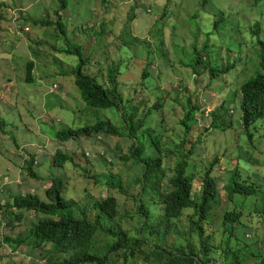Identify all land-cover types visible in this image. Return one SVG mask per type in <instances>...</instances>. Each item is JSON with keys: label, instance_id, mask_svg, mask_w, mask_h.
Returning <instances> with one entry per match:
<instances>
[{"label": "rangeland", "instance_id": "374dc122", "mask_svg": "<svg viewBox=\"0 0 264 264\" xmlns=\"http://www.w3.org/2000/svg\"><path fill=\"white\" fill-rule=\"evenodd\" d=\"M224 1L229 3V13L231 14L228 25L229 43H225L221 48V45L216 47L217 50L222 51L221 53L214 51L212 44L211 58L212 61L215 64H218L219 67H225L227 63L232 62L238 56L241 57L242 62L240 63L238 69H234L216 79H211L209 70L201 63L197 64V67H199L197 77L193 75L194 68L191 66V61L196 55L194 49L197 47V42H191L192 48H189L190 23L181 20V18H185V13L188 12V10L186 8H180L177 4H174L171 7H163L161 9L152 7L151 12H147L146 8H143V6L139 9L141 14L150 16L152 24L154 23L153 25L151 24V35L153 34L154 36L152 39H148L150 43L137 40L138 45L141 47V51L136 48V42H134V39L131 36H129L126 41H123V44H125L128 49L123 50L125 59L119 63L120 72L125 71V64L127 61H130L128 59L130 57L132 58V62H134L136 58H144V62L140 64L135 62L132 67V73L129 75V78L132 81L131 91L128 93L127 88V85L130 86V82H128V84H126L127 82H122L121 88L125 92L130 103L134 104V100H136L135 105H141L140 110L142 114H147L148 108L151 106L148 105V103H153L158 99L163 100L164 106L162 108L156 109L152 113L144 116L148 121V125L155 127L157 132L161 133L163 141L168 140L169 143H174L176 141L180 142L184 138L185 133L187 132H183V126L180 124V119L181 116L185 114V109L192 107L194 104L200 105V110L209 105L211 112L217 113L222 111L221 106L225 105V107H231L234 109V116L239 118L241 115L240 107L242 101L240 88L247 80L262 71L260 66V48L257 44V36L252 34V30H255L254 22L259 20L262 29L260 38L264 40V0ZM45 2L46 0H38V5L32 11L31 26L34 28L35 26H39L33 24L32 20L34 18L51 19L56 21L58 18L62 17L61 12L62 9H64L62 2L59 1V7L55 10H53V7L49 10ZM208 4L213 6L212 10L214 12L219 10V0H215L210 3L208 2ZM220 7H223V5H220ZM177 9H179V12L182 10V12L178 13V15L175 16L173 18L174 20L171 22V19L167 18V16H170L174 10L176 11ZM155 17H157L158 20H155ZM61 19L66 24L63 17ZM191 21H193V18ZM194 25L198 26L199 21L195 20ZM42 26L43 28H41L40 31H37L39 37L33 42L34 47L31 51L34 53L35 49L39 50L37 55L39 60L37 63L38 75L50 78V74H47L45 70L46 65L50 64L47 53L50 57L57 54H59L60 57L63 54L65 57V55L69 54L66 52L69 45L66 40V37H68V29L66 24L67 34L65 35L58 30L55 25ZM46 27L55 29L58 34L57 39H50L47 33L52 31H46ZM159 36H162L163 41H161ZM170 36L173 40H169ZM88 40L90 39H87L88 47L83 44L70 41L72 44L80 46L84 57H87L92 54ZM203 58L208 60V56L206 54H204ZM148 60H152L156 64H159L162 69V76L159 79L160 89L158 88L157 81L156 79L154 80L152 74L146 79V90L143 88V85H140L142 83L141 79H139V74L141 73L143 65H145ZM122 62L124 63L122 64ZM90 63L91 61H89L85 67L89 68ZM90 73L92 75H96L92 72ZM101 75H103L107 80L110 76L107 71L101 73ZM101 83L105 86L109 85L104 79ZM135 88H137V90H135ZM69 103H72V101L70 100ZM127 103L128 101L125 104ZM90 109L97 111L103 110L94 108ZM84 113L87 115L86 122L84 120L82 124H79L78 122L77 125L85 126L92 123L91 120H93V118L87 114V111L84 110ZM107 114L117 126L124 124L122 116L116 108L108 109ZM54 116V123H50L48 127V135L51 139L56 140L55 134L57 130L65 126L62 122L57 121V118L63 117L61 114L54 113ZM216 119L220 122V125H222L221 127L213 128L211 120L201 123L199 126L195 125L194 128H191V131L185 141H183L186 144L187 151L191 148L192 144H196L194 147L195 153L189 157L190 163L188 167L189 173H194L195 175L194 193H196V196L202 191L204 171L210 166L209 163L215 158H218L216 166L222 164L226 167V169L231 170L237 164L236 162L239 155V157H241L240 165L246 169L250 168L252 166L250 156L243 155L241 151H251L252 149L254 158L258 161L257 166H255L253 170L258 172L260 176L264 178V139L262 140V143L253 148L250 146L251 141L248 140V135L246 133H244L242 135V139H240V134L234 126L230 129L222 128L225 124L224 122L226 116L224 118L218 116ZM37 124L39 126L43 125L41 121H38ZM16 125L17 123L15 122H9L8 119H3L2 127L5 126V129L10 133L13 139L18 140L17 134L19 132H17L14 128ZM206 126L210 127L206 130ZM254 126H257L258 130H255ZM254 126L252 127V130L256 131L254 141V143H256L264 136V119L258 120ZM121 136L122 135L112 136L110 139H106L102 136L105 140H100L102 142V146L100 147L94 144L91 139H88L89 143H82L80 140L76 141L77 149H89L93 153L97 152V157L90 159L89 157L87 158L82 155L81 158H77L80 167H73L68 170L71 179L67 188L71 192H64V195L69 199L84 201L88 193H91L95 197H104L112 194L117 197L119 202L118 215L113 218L112 221L114 223H120L121 226L131 235H140L143 233L145 236H148L149 229L143 223L145 219L143 214L140 212L139 207L141 204L149 206L152 214V220H154L159 216V214H161L162 205L159 204L158 195H151L142 191V170L139 163H137L133 158L129 161H125L122 158L123 154L132 153L131 148L134 143H132L133 140L130 137ZM146 138L147 137H145V144L148 148H150V141ZM102 150L105 152L104 156L108 164L102 159ZM179 158L180 156L178 154L171 156L166 153V156L163 157L164 168L169 171L175 166V163L179 160ZM18 170L21 174L19 180L14 185V191L16 193H20L33 190L38 192L42 197L45 195L44 186L47 183L45 179H49V176L52 177L58 173L59 174L57 176H59L63 171L62 169L59 172L58 168L52 167L47 173L48 176H46L44 175L46 174L45 168L38 166L36 170L40 171L44 175L43 179L38 180L31 178L32 176L29 172H26V170H22L19 167ZM109 172L114 173L115 177L120 180L121 188H109L108 190L106 189V185L98 183L94 178L88 177L89 174L106 175ZM214 172H216V170H214ZM224 175H226V173ZM220 193L222 199L219 205L214 208L215 211L214 209L212 210V212L214 211V213H218V217L211 215V219L208 220L206 225L204 224L206 233L211 235V251L209 255L210 264H214L217 260L222 259V255H220L219 252L223 251L226 246V239L229 235L236 231L233 229L234 225L222 223L221 213L224 212L227 207L228 198L223 188H220ZM4 194L5 193L1 192L0 196ZM257 200L258 197H251L248 199L249 207L252 208L250 204L256 202ZM0 204L2 205L0 206V221L6 222L3 219V207H5V204H2L1 202ZM229 204V207L234 208L231 200ZM95 212L98 213V210ZM192 212L193 209H184L182 216L178 219V227L181 231L188 232L190 230L189 215H191ZM15 213V211H12L7 212L5 215L9 218L14 216ZM36 220L37 216L34 211L26 214L23 220L16 223L10 233L13 235L10 236H16L18 233L25 231L28 225ZM249 226L252 228V231L246 233V237L248 238L247 241L251 243L246 246L245 253L240 256L242 259H244V257H252L251 261L248 263L264 264V217L253 218L250 221ZM246 230V226H240L237 230L238 236L242 237ZM104 238H106V236H104ZM104 238L101 236V239H99L98 243H96L98 248H100V246L105 242ZM185 238H189L190 243L192 244V248L187 247L185 252L192 253L193 251H198L200 238L195 234L191 235L188 233L186 237L179 238H172L170 236L166 239L165 243L172 244V248L176 250L179 242L185 243ZM235 238L236 237H233L231 239L230 245L234 248H236V246L240 247L242 244L238 241H234ZM189 239H187V243ZM148 241L150 243L143 247L147 251L150 250V246H153L157 242L156 239H153V237L148 238ZM220 245H222V247H218ZM102 252L106 253L107 248L103 247ZM130 259L131 261L129 264H149L144 257V253L140 251L136 254V256L132 258L129 257V260ZM110 263L125 264L122 258L116 260L114 257L110 259Z\"/></svg>", "mask_w": 264, "mask_h": 264}, {"label": "trees", "instance_id": "16d2710c", "mask_svg": "<svg viewBox=\"0 0 264 264\" xmlns=\"http://www.w3.org/2000/svg\"><path fill=\"white\" fill-rule=\"evenodd\" d=\"M66 3L65 0H60ZM65 1V2H64ZM209 0H203L204 3ZM225 18L219 17L215 20L214 29H218ZM35 25H55L63 34H67L66 24L61 17L56 21L51 19H34ZM255 30L252 34L257 36V43L260 47L261 67L262 71L258 72L254 77L247 80L240 88L242 93L241 108L243 110V120L246 130L264 115V40L260 38L262 31L260 22L254 23ZM69 45L66 52L74 54L78 57L79 63L73 70L76 75V85L80 90L81 97L90 108L94 109H114L121 112L124 124L117 126L110 120L98 119L95 123L77 128H62L56 132V137L61 141L69 140L80 135L91 136L93 134H102L103 136L122 135L126 131L134 145L132 146L131 154H123L122 158L129 161L133 158L139 163L142 170V191L151 195L156 194L159 198V204L162 205V212L157 218L152 220L150 207L141 204L140 212L143 214L145 221L144 225L151 227H161L163 234L166 235L172 226V221H177L183 214L184 209H193L190 218V234H198L200 244L198 251L192 253L185 252V248H192L189 242L187 245L179 243L174 254H169L163 250L152 249L149 253L142 249L140 239L131 235L127 230H117L112 227L105 230L115 236L112 250L127 245L134 246L138 251L144 253V257L149 264H210V238L207 234L203 223L207 219L214 216L212 210L216 208L221 201L220 187L224 181L215 176L214 170L218 163V158L210 162V166L204 171L202 191L196 196L194 193V173H189V157L194 153L196 144H192L187 151L186 144L183 142L187 138L194 123L196 124L194 114L200 109L196 104L185 109V114L181 116L180 124L183 126L184 138L179 142L163 141L161 133L157 132L155 127L148 125L147 114L152 113L156 109L164 106L161 99L155 100L148 108L147 114H142L141 105H135L128 101L124 102L123 95L118 87V74L110 72L109 85L105 86L98 80V77L85 72V65L89 61V57H84L81 47L74 45L66 37ZM219 42L212 41L213 48L218 47ZM212 45L204 43L200 50L194 49L196 55L191 61V66L196 70L198 63L204 64L209 70L211 79H216L223 74L229 73L235 69L238 59L227 63L225 67H219L212 61L211 54ZM219 53V50L213 49ZM204 51V52H203ZM202 53L208 56V60L202 57ZM151 62L148 61L147 66L143 69L142 77H148V66ZM33 62L27 64V81H34L32 75ZM111 68L109 71H112ZM146 102V101H145ZM143 102V103H145ZM147 104V103H146ZM116 113V112H114ZM3 120L0 118V125ZM219 125L217 119L213 125ZM152 127V128H150ZM123 133V134H122ZM148 135V136H147ZM251 135V134H250ZM146 139L150 141V148L145 144ZM168 155L174 156L178 154L179 160L175 166L169 171L163 166V157ZM241 159V157H240ZM67 160H73L71 155L57 150L54 155L55 166L62 167ZM30 174L37 178L38 176L32 169V164L29 165ZM89 178H94L98 183L106 185L108 188H121V182L115 177V174L109 172L106 175L89 174ZM229 179L224 182L223 189L227 193L228 204L222 214V223L234 225L236 231L231 233L226 239V246L223 249L222 259L217 260L214 264H251L252 257L241 258L244 254L245 247L234 248L230 245L233 237L239 238L237 230L240 226L246 224L241 220L242 212L238 210V206L245 208L242 199L237 201L236 196H250L257 192L263 193L262 186L259 180L244 174L239 168L229 172ZM63 180L55 177L51 186L46 190L48 200H42L38 194L29 193L26 195H16L14 201L7 206H15L18 209L33 210L37 214L43 215L33 224L31 234L28 238H32L34 243L52 242L55 247L60 250H71L70 258L64 260V264H81L82 262H97L103 264L107 255L100 256L93 251V245L98 241L100 234L103 231V225L100 217L114 218L118 215L119 202L117 197L109 194L106 198L98 199L92 194H87L84 201L67 199L63 195ZM230 200L234 203V209L230 210ZM99 211L98 217L93 220L91 216L95 211ZM12 225V222H9ZM150 233H152L150 231ZM245 239L244 237H240ZM8 240H12L9 236ZM26 239L17 240V244L25 242ZM222 246V245H221ZM134 252H131L133 254ZM197 256V257H196ZM84 264V263H83Z\"/></svg>", "mask_w": 264, "mask_h": 264}, {"label": "crops", "instance_id": "0c3cea01", "mask_svg": "<svg viewBox=\"0 0 264 264\" xmlns=\"http://www.w3.org/2000/svg\"><path fill=\"white\" fill-rule=\"evenodd\" d=\"M65 1L61 15L67 24L68 39L86 47H88L87 39H90L88 44L92 52L90 56L91 63L89 68L85 67L87 69L85 71L89 74H91L90 72L96 74V76H93L98 77L101 82L103 79L107 82V79L101 73L105 71L109 73L111 68H117L119 71L118 65L125 59L123 50L128 49L123 41L131 36L136 42V48L141 51L137 40L144 41L145 38H153L154 35H151L152 19L146 14H141L139 9L142 6L143 8L148 6L161 9L177 4L180 8H186L188 12L185 13V18H181V20L190 23L189 48H192L191 42L195 41L197 42L195 49L198 50L202 48L205 42L212 45L215 19L223 15L221 14L223 12L229 15L230 10L229 3L224 0H219V10L215 12L212 10L213 6L208 4V2L215 0H209L203 6L201 5L202 0ZM45 3L49 10L52 7L53 10L57 9L60 4L59 0H46ZM37 5L38 0H0V117L8 119L9 122L17 123L14 128L19 132L17 134L18 140L13 139L5 126L0 127V186L11 180V183L7 185L11 196L16 194L14 185L21 174L18 170L19 156L16 148L22 143L36 142L44 146L40 153L42 161L40 166L45 168L46 174L44 175L46 176H48V171L54 167L52 160L54 147L58 144H60L58 147L64 149L70 148L73 150L77 147L76 142H72L74 139L68 142H60L49 137L48 127L50 123H54V113L63 116L57 119L65 127L82 126L77 125V123L82 124L84 120L86 122L87 115H85L84 110L93 118L91 122L103 117L111 119L107 114V109L92 110L81 98L80 91L75 83L76 75L73 73L79 59L74 54H67L65 57L63 54L61 57L57 54L50 57L47 53L50 64L46 65L45 70L47 74H50V78H46V76H40V78L48 83L56 82L59 84V89L54 93H48L46 88L38 84L37 81H27V63L33 62V75L35 76L37 73L39 50L35 49L34 53L31 50L34 47L33 42L39 37L37 31H40L43 26H35V28L31 26L32 31L24 32V36L21 37L12 31L10 13L11 9L20 8V14L25 24L32 25V11ZM220 5H223V7H220ZM181 12L182 10L179 12V9L174 10L167 18L171 19L172 22L173 18ZM192 18L193 21H191ZM156 19L157 17H155ZM195 20L199 21L198 26L194 25ZM45 29L46 31H52L47 33L51 40L57 39L58 34L54 28L46 27ZM159 38L163 41L162 36H159ZM169 40H173L171 36ZM128 59L130 61L126 62L125 71L119 72V81L127 82L126 84L130 82V86L127 85L129 90L132 86V81L129 78L132 67L135 62L138 64L143 63L144 58H136L134 62H132L131 57ZM157 68L159 80L162 76V69L159 64ZM70 100L72 103H69ZM38 121H41L43 125L39 126ZM77 140L82 143H89L87 138ZM92 142L94 144L98 143L96 139H92ZM98 145L102 146V143ZM46 186L47 184L44 188ZM27 244L31 247V254L33 255L43 249L36 246L33 240L27 241Z\"/></svg>", "mask_w": 264, "mask_h": 264}, {"label": "clouds", "instance_id": "9594fccd", "mask_svg": "<svg viewBox=\"0 0 264 264\" xmlns=\"http://www.w3.org/2000/svg\"><path fill=\"white\" fill-rule=\"evenodd\" d=\"M203 4H204V2L202 0L201 5L203 6ZM146 11L147 12H151L152 11L151 7L147 6L146 7ZM20 12H21L20 8L11 9L10 19H11V23H12V31L15 32L17 35L23 37L24 36V32L32 31V27H31V25L25 24L24 20L21 17ZM221 14H223V15H221L220 17L223 16L225 18L224 22L222 23V25L218 29H214L213 28V31H214V35H213L214 40L213 41L214 42H219L218 44L221 45L220 48L225 43H229L228 25H229V20H230V16H231L230 13H229V15L226 14L225 12H223ZM218 18L219 17H217L215 20H217ZM34 19H39V18H34ZM33 20H32V22H33ZM257 21L259 22V20H256L255 22H257ZM18 24L21 25L20 28H18V26H17ZM25 26H28L29 30H27V31L24 30ZM39 26H42V25H39ZM144 42L145 43H150V41L148 39H146V38L144 39ZM258 46H259V44H258ZM213 49H217V48H213ZM221 52L222 51H219V53H221ZM204 54L205 53H202V57L204 56ZM87 57H89V61H90L91 57L90 56H87ZM235 59H238V61H239L237 63V65H236V67H235V69H238L240 63L242 62L241 61V57L238 56ZM148 61L151 62L149 64V66H148V71H149V74H150L149 76H151V74L153 75V78H154V80L156 79L157 86L160 89V87H159L160 82L158 80V68H157L158 64H156L152 60H148ZM260 62H261V58H260ZM147 64H148V62H146L145 65H143V68L141 70V74L139 75V79H141V83H142L140 85H143V88L145 90L147 89L146 79L149 76L146 77V78H143L142 77V72H143V69L147 66ZM260 66H261V63H260ZM33 67H32V75H33ZM118 68H119V65H118ZM198 68L199 67L196 66V70H194L193 75L195 77H197V75H198V72H199ZM110 72H112V74H114V73L118 74V83H119L118 87H119V89H120V91H121V93L123 95V98H124V101H125L124 103H126L127 101H129V99H127L125 92L121 88L122 82L119 81L120 69L118 71L117 68H113L112 71H109V74H110ZM223 75H225V74H223ZM33 78H34V81H30V82H36L37 81L38 84H40L41 86L46 88L48 93H54L57 89H59V84L58 83H56V82L48 83V82H46V80L40 78L38 73H36V76L33 75ZM107 83L109 84L108 80H107ZM135 90H137V88H135ZM130 91H131V88L128 90V93ZM144 93H145V91H144ZM240 93H241V91H240ZM241 95H242V93H241ZM131 100H132V98H131ZM134 101L136 103V100H134ZM148 104H152V103H148ZM198 106L201 109V106L200 105H198ZM200 109L198 111H196V113L194 114L195 120H197V122H196V124L193 125V128H194L195 125L199 126L201 123H204V122L209 121V120H211V122H212L211 125H212L213 128L214 127L215 128H219V127L222 126V125H220V122L217 120L219 122V125H216V123H215V125H213V122L215 121L216 118H218V116L221 117V118H224L226 116V119H225V122H224L225 124L222 127L223 129H230L232 126H234L236 128V130L240 134V139H242V135L244 133H246L248 135V140L251 141V145L250 146L253 147V148H255V146H257L258 144L262 143V140L264 139V136L262 138H260V140L258 142L254 143L255 137H256V131L255 130H258V127L254 126V125H255V123L258 120L264 119V115L261 118H259L256 122H254L249 127V130H246L245 125H244V120H243V110H242V108H241V115L239 116V118H236L234 116V114H235V110L234 109H232L231 107H225V105L221 106L222 111H220L218 113L217 112H211V109H210L209 105H207L204 108H202V110H200ZM120 114H121V112H120ZM99 119H103V120L108 119V120H110L113 123V121L111 119H109V118H99ZM97 120L98 119H96L94 121L96 122ZM57 121H58V119H57ZM95 122H92L90 124H93ZM90 124H88V125H90ZM82 126H84V125H82ZM82 126H78V127H82ZM253 126H254V129H255L254 131L252 130ZM0 127L2 128V125H0ZM209 127L210 126H206V130ZM63 128H69V127H63ZM71 128H77V127H71ZM60 129H62V128H59L58 130H60ZM102 136H103L102 134H97V135L93 134L91 136L80 135V136L75 137V138H70L69 140H66V141H61V140H59L56 137V134H55V138L57 140H59L60 142H68V141H71L72 139H74L72 142H76V141H78L77 139H80V138L96 139L98 141V143L96 144L98 147H100V145H98V144L102 143L100 140H102V139L105 140L103 137H105L106 139H110V137H112V136H108V137L107 136H103L102 137ZM123 136H128V135H126V131L123 134ZM123 136H121V137H123ZM47 141H49V140H47ZM58 145H60V144H58ZM58 145L56 147H54V150H53V153H52L53 166L55 168H58L59 172L62 169H63V171L60 173L59 176H57L59 174L58 173V174H56V175H54L52 177L49 176V179H45L47 181V183H46L47 186L44 188L45 195L43 197L36 191L20 192V193H16L15 195L11 196L10 193H9L8 187H7V185L9 183H11V180L7 181L5 184H2L0 186V193L1 192L5 193L4 195L0 196V202L2 204H5V207H3V211H4L3 219L6 221V222H1L0 221V264H64V260L70 258L71 254H72L71 250H60L57 247H55L54 243H52V242H42L40 244L35 243L36 246L42 247L43 249L37 254H34V255L31 254V247L28 246L27 241L33 240V239L32 238H28V237L31 234L33 224L36 223L38 221V219L43 216L41 214H37L35 211L34 212H35V215L37 216V220L31 222L28 225V227H27V229L25 231L18 233L16 236H10V235H13V234H10V233L12 232V230L15 227L16 223H18L19 221L23 220V218H24V216L26 214H28L31 211H33V210L18 209L15 206H12V205L11 206H7L8 203L11 204L14 201V198H15L16 195H26V194H29V193H33V194H38L41 197L42 200H48L47 194H46V190L51 186L52 181H53V179L55 177H59V178H61L63 180V185H64L63 186V195H64V192H71L67 188V185L69 184V181L71 179L70 176H69L68 170L70 168H73V167H80V165L78 163L79 161L77 160V158H81L82 155H84L87 158L89 157L90 159H94V158L97 157V152L93 153L89 149H83L82 150L81 148L77 149V147L75 149H73V150L70 149V148L64 149L62 147H58ZM43 147L44 146L41 143H36V142H29L28 143V142H25V143H22L19 147L16 148L17 149V155L19 156V168L22 169V170H26V172H29V174H30L29 165L32 164V169L36 173V175L38 176L37 178H35V177H33L30 174L32 176L31 178H33V179L41 180V179L44 178V175L41 174L40 171L36 170V168L38 166H40V164L42 162L41 161V157H40V153L42 152ZM57 150H62L64 152L70 154L73 160H67L62 167L55 166V164H54V155H55ZM241 153L243 155L250 156V159L252 161V166L250 168L246 169V168H244V167H242L240 165V157L238 155L237 162H236L237 164L234 166L233 169H231V170L230 169H226V167L224 165L219 164L218 166L215 167L216 172H214V174H216L218 177H221V181L226 182V180L229 179V177H228L229 176V172L233 171L236 168H239L244 174H246V175H248V176H250V177H252L254 179L257 178L259 180L261 186H262L261 190H263V193L257 192L255 195L241 196V197L240 196H236V198H235L237 201L242 199L243 202H244L245 208H241L240 206H238V210L242 212L241 220L246 224L245 226H246L247 230L245 231L244 235L242 236L245 239H241L239 237V238H235L234 241H238L239 243L242 244L240 247H245V249H246V246L251 243V242L247 241L248 238L246 237V233H249V232L252 231V228L249 226L250 221L253 218H262V217H264V178L261 177L258 172L253 170V168L255 166H257L258 161L256 160V158H254V155L252 153V149H251V151H243V152L241 151ZM101 155L103 157L102 159L106 162V159H105V156H104L105 152L103 150L101 151ZM93 165H95V164H93ZM225 173H226V175H224ZM224 182L222 183L220 188H223ZM106 189L109 190L108 187H106ZM107 196H109V195H107ZM107 196L97 197V198L98 199H102V198H106ZM251 197H258V200L256 202H253L252 204H250V206H252V208H250L249 205H248V199H250ZM67 199H69V198H67ZM221 199H222V197H221ZM73 200H77V199H73ZM232 204L234 206L233 202H232ZM0 206H2V205L0 204ZM232 209H234V208L230 207V210H232ZM12 211L16 212L15 215L7 218L5 214L7 212H12ZM214 211H215V209H214ZM214 211H213V213H214ZM222 214H223V212L221 213V215ZM98 215H99V211H98V213L95 212L91 216V218L93 220H95L98 217ZM214 217H218V213H214ZM112 219L113 218H105L103 216L100 217V220H101L102 225H103V231L100 234L99 239H101V236L103 238H104V236H106V238H104L105 242L100 246V248H98L96 246V243H98V241H96L95 244L93 245V251L98 253L100 256L107 255V258H106V260H105V262L103 264H111L110 263V259L112 257H114L116 260L122 258L124 260L125 264H129V262L131 261V259L129 260V257L132 258V257L136 256V254L139 251L137 250L136 247L130 246V245H127L126 247H120L118 249L112 250V245L114 243L115 236L112 233H109V232H107L105 230H108V229H110L112 227H115L117 230H122V229L126 230L125 228H123L121 226L120 223H114L112 221ZM10 221L12 222V225L9 224ZM207 222H208V219H207V221H205L203 223V226H204V224L206 225ZM146 227H148V229H149L148 236H145L143 233L140 234V235H135V236H137L141 240L140 243L142 244V249L145 250L148 253L152 249H159V250H163V251H165V252H167L169 254H174V253L178 252V250H177L178 244L182 243V242H179L177 244L176 250H174L172 248L173 247L172 244H166L165 243L166 239H168L170 236L172 238L186 237L187 234H188V232H183V231H181L179 229L178 220L177 221H172L171 229L169 230V232L166 235L163 234V229L161 227H159V226L158 227H151V226L146 225ZM249 227H250V229H249ZM141 231H142V228H141ZM150 231L152 233H150ZM193 234H191V235H193ZM195 235H198V234H195ZM8 236L12 240H8L7 239ZM152 237H153V239H156L157 242L153 246H150V250L147 251L143 247L146 244L150 243L148 241V238H152ZM21 239H26V241L22 242L20 244H17L16 243L17 240H21ZM187 239H189V238H185V243H183L184 245H187L190 242V239H189V241L187 243ZM199 244H200V240H199ZM103 247L107 248V252L106 253L102 252V248ZM218 247H222V246L220 245ZM131 252H134V253L131 254ZM219 254L223 256V251H220ZM83 263L84 264H98L97 262H82L81 264H83Z\"/></svg>", "mask_w": 264, "mask_h": 264}, {"label": "built area", "instance_id": "2783aa9c", "mask_svg": "<svg viewBox=\"0 0 264 264\" xmlns=\"http://www.w3.org/2000/svg\"><path fill=\"white\" fill-rule=\"evenodd\" d=\"M17 26H18V28H20V27H21V25H20V24H18ZM24 30H26V31H27V30H29V27H28V26H25V27H24Z\"/></svg>", "mask_w": 264, "mask_h": 264}]
</instances>
